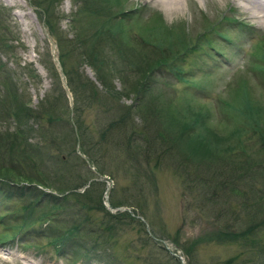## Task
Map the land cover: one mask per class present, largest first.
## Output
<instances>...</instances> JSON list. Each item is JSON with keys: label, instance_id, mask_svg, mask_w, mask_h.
<instances>
[{"label": "rangeland", "instance_id": "rangeland-1", "mask_svg": "<svg viewBox=\"0 0 264 264\" xmlns=\"http://www.w3.org/2000/svg\"><path fill=\"white\" fill-rule=\"evenodd\" d=\"M99 1L0 0V117L4 116L1 113L6 108L3 106L6 102L10 108L24 105L31 114L26 119L22 118V122L15 121V116L13 119H8L7 116L0 118V134L8 135L17 130L22 133L14 148H10L9 141L6 147L3 146L0 149V153L2 152L0 163L2 161L1 165L6 167L5 169L12 170L4 172L7 177L15 179L16 170L23 175L28 174L37 182L35 185L20 182L19 187L37 186L40 191L55 194L53 190L64 192L70 189L71 184L85 183L74 191L71 199L62 204L61 210L68 214L78 210V215L86 214L91 217L87 224L88 230L97 232L93 233L91 241L98 235L99 225L112 227L111 231H107L105 227V230L102 228L101 231L112 233L114 244L94 251L103 256L102 261L96 258L74 256L71 241L67 243L68 248L66 246L59 252L63 242L58 244L59 249H57L58 245H55L53 240L66 230L67 219L60 215H57L55 219L49 218L48 212L52 205L47 204L45 200L39 205L34 204L31 199L34 194H24V197L20 199L19 192L22 193L23 190L19 191V187H14L6 190L10 192L12 198L6 199L0 196V217H3L0 219V239L6 238L5 241H9L0 244V264H188L182 245H186L192 252L191 264H221L241 252L236 243H242L243 238L239 237L237 239L239 242L231 243L229 238L220 234L229 230L231 221L240 225L241 218L244 219L250 213L252 214L254 207L260 204L258 199L264 204L262 201L264 198V146L257 138L258 135L251 132L250 128L246 131L247 126L237 137V129L242 127L246 117L239 111L229 112L227 108L221 109L217 99H227L228 87H234L245 73L248 79L245 87L247 101L256 102L263 111L260 119L252 118L254 121L250 126L262 127L264 73L253 67L257 62L253 55L255 50L253 44L257 40H263L264 24L252 19L249 13L243 11L238 0H181L180 9H174V11L147 0H123L119 3L113 2L109 6V13L95 21L93 17L81 14L85 10L83 6H86V9H93L96 6L98 10L100 7H105V4ZM135 8L144 10L142 17L145 20L156 11L160 14L161 24L171 27L174 34H179L180 28L184 26L188 35L191 36L190 45H195L196 37L208 31V28L214 26L218 30V34L213 32L208 36V41L222 54L212 52L208 56L206 54L208 45L200 43L196 47V52L191 54L192 62L196 61L207 67L204 75H197L196 78L199 81L195 78L191 80L193 83L201 82L198 88L207 94L199 95L194 87L184 86L165 71L155 74L161 84L172 82L174 90L170 91H172L173 102L182 100L181 98H184L187 93V96L196 99L197 105L199 103L207 108L216 122L211 123L213 126L210 124L214 139L210 137L208 141H200L189 137L180 143L170 141L168 143L169 138L164 135L166 140L164 139L163 142L161 139L156 140L155 148L152 149L162 151L173 143L170 152L175 153L177 159L184 157L181 155L183 152L190 156L191 150H197L203 156L208 154V158L198 156V159L191 155L194 159L192 161L200 164V169L197 170L201 174L198 177L203 175L204 179L208 178L205 173H212L214 170L207 169V166L219 164L225 168L223 172L226 175L231 173L233 186L239 185L242 191L254 197L253 200L257 199L255 205L242 197L235 198L232 195L231 199L228 190L231 186L226 183L222 187L216 182L210 186V191L205 188L207 192L204 194V188L193 186L189 180L190 177L179 168L177 169V166L168 158L163 167L161 165L153 169L155 163H151L152 161L147 163L141 155H136L138 153L136 148L140 150L145 144L143 139L140 140L141 146L133 141L134 147L131 149L114 148L99 143L101 134L99 131H102L101 128L109 121V118L102 105H92L88 102L89 98H86L88 91L82 88L86 79L91 80L99 90L102 89V85L96 77L95 68L81 54L84 49L91 48L96 54V59L100 61L98 65L102 71L109 74V81L120 95L119 105H134L135 100L138 99V92L137 87L134 89L136 92H133L131 88L135 87L134 84L145 80L149 70L154 67L153 62L157 56L162 58V53L143 58L140 54L149 53L150 48L143 47L137 39L142 36V28L130 29L125 33L128 43L125 49L134 60L130 65L133 69L128 73L126 72L129 68L128 64L117 57L115 45L119 41L113 42L105 33L99 42L91 43L90 39L101 20L108 17L116 20L119 17L124 19L127 16L123 17V13L125 15V12L129 13ZM126 22L131 23L129 20ZM80 29L85 30L82 32L79 31ZM81 33L87 39L84 48L82 46L79 48V45L75 44V37ZM53 45L59 62L61 53L65 67L70 71L71 88L74 90L73 93L71 92V97L73 104L77 101L79 106V117L86 130L85 140H80L79 136L78 139L76 138L71 125L74 118L73 108L69 105L61 82L59 87L55 86L48 73L47 68L50 64L57 72L52 56ZM142 59L151 60L143 62ZM119 71H124V78L120 77ZM149 78H152V74ZM161 90L163 89L157 91L162 94L164 91ZM233 90L235 91V88ZM234 91L229 94L239 100L241 97ZM167 93L162 95L166 98ZM157 98L146 95L142 100H138L142 108L141 116H145V112L153 114L158 108L166 107L162 98L160 105L155 104ZM196 111L195 105L183 109V114L187 112L185 119L193 118ZM51 118L55 120L50 121ZM140 124V117L134 115L129 125L126 122L127 133L132 132L131 129ZM161 127L168 133V128L170 130L172 128L164 120L161 122ZM174 127L177 128L178 125ZM169 135L171 136L170 133ZM11 136H6L5 139L9 140ZM215 139L219 142L216 143ZM226 144L233 147V151L229 153L231 157L227 160L225 154L217 152L221 151ZM185 149L190 150L185 151ZM210 151L213 152H211L212 156ZM221 157L225 159L222 160ZM226 162L230 165L226 166ZM196 168L192 169L190 174H194ZM97 169L101 170L100 175ZM98 175H102L101 178ZM239 176H242L240 180ZM191 177L194 178V176ZM3 180L4 178H0V181ZM222 180L228 179L223 177ZM135 181L137 183H134ZM91 183L99 185L91 186ZM107 188H111L108 191L109 205L114 208L113 201L115 206H121L122 209L129 211L111 212L104 207L106 203L104 193ZM113 188L115 192L112 195ZM88 190H91L89 192L91 202L83 199L78 201L75 198L79 194H86ZM63 195H68V192ZM130 197L132 200L129 199ZM138 197L140 198L135 200ZM125 201L130 202V208L126 206ZM101 203L111 215L128 214L135 221L121 220L123 218H119L116 223L110 221L100 211ZM28 205L31 209L27 210L25 206ZM260 208L262 211V207ZM30 210H33V215H29L30 218L25 222L26 224L21 225L23 228L17 231L11 225L4 227L3 223L20 222L21 215H28ZM6 213L11 216H5ZM138 217L143 218L145 223ZM48 218L50 223L47 222ZM257 230L260 232L259 235L264 237V228L259 227ZM12 237L14 239L10 241ZM88 248L92 247L89 245ZM243 258L245 255L237 259L234 264H239Z\"/></svg>", "mask_w": 264, "mask_h": 264}, {"label": "trees", "instance_id": "trees-1", "mask_svg": "<svg viewBox=\"0 0 264 264\" xmlns=\"http://www.w3.org/2000/svg\"><path fill=\"white\" fill-rule=\"evenodd\" d=\"M119 1H123V0H103V1L100 0L99 2H103L105 4V7L102 8L99 6L100 9L98 10L96 6H94L93 9H89V8L86 9V6H83L85 10H83L81 14L85 15L86 17L87 16L91 18L93 17V20L95 21L99 17L107 15V13H109L108 11L109 6H111L113 2L119 3ZM101 10H103L104 12H102ZM143 11H141L138 8H135V9H131L129 13L125 12V15L123 13L122 15L123 17L127 16L124 19L119 17V19L116 20V19H112V17L111 18L108 17L106 19L101 20L97 29L95 30L93 37L90 39L91 43L99 42L100 40H102L101 38L105 33L108 37L111 38L113 42L119 41V43L117 42L115 45L117 49V57L120 61H124L125 63L128 64L129 68L126 70V72L128 73L131 69H133L132 67H130V65L131 63H133L134 60L132 58V55L129 54L128 51L125 49V45L128 44L125 33L129 32L130 29L131 30L136 29L137 27L142 28V32H141L142 36L137 39H139L143 47L150 48L149 53L142 52V54H140L143 58H145L144 56H148V55L152 56L155 53H162L161 55L162 58H158L157 56V59L155 60V62H153L152 65H154V67L151 70H149V73H147L145 80L140 83L138 82L134 84L135 87L131 88V90H133L134 92L135 91L134 89L137 87V92H138L137 95L138 99L135 100L134 105L131 106L119 105L118 97L120 95L118 94V92L115 91L113 85L109 81V74H107V72H105L104 70L102 71V68L98 65L100 61L96 59L95 56L96 54L91 48L84 49L81 54V56H83L87 60V62L95 68L96 77L99 80L100 84L102 85V89L99 90L91 80L86 79V82L82 84V88H85L88 91L86 98H89L88 102L91 103L92 105L93 104L102 105V108H105L106 110L105 112L107 113V116L109 118V121L105 125H103V128H101L102 131H99V133H101L99 137V143H103L107 146H112L114 148L131 149L134 147L132 145L133 141L141 146L140 140L143 139L145 144L141 146L140 150L136 148L137 149L136 151L138 152L136 155L139 156L141 155V157H143L147 163H150L151 161H152L151 163H155L153 169L159 168L161 165L163 167L164 163L168 158L169 161L172 160L174 165L177 166V169L179 168V170H182V172L185 175L190 177L189 180L193 184V186L204 188L203 189L204 194H206L207 192L205 188H207V190L210 191L209 188L210 186H213L214 183L217 182V184L221 185L222 187L223 184L226 183V185L231 186V187L228 186L229 195L231 199H232V195L235 198L242 197L244 200H247L252 205H255L257 199L253 200L254 197H251V195H249V193H247L246 191H242V189L239 188V185L237 187L233 186L232 184L233 177H231V173H227L226 175L223 172L225 168L221 167L219 164L212 165V167L207 166V169L212 170L213 168V170L215 171V172L213 171L212 173H205L208 176V178L204 179L203 175L198 177V175L201 174V172L197 170L200 169V164L197 161H192L194 159L191 158V155L195 156V159H198L199 158L198 156H201L202 158H208L209 157L208 154L206 156H203L197 150H191L192 153L190 156L187 153L183 152L181 155H184V157H182L181 159H177V157H175L176 154L175 153L172 154L170 152L171 144H173L174 142L180 143L181 141H184L186 138L189 137H194L196 140H200V141H208V138L210 137L214 139L213 137L214 135L211 132L212 129L210 128V124L211 123L215 124L216 122L213 115L207 111V108H205L202 105H199V103L197 105V102L195 101L196 99L191 96L190 97L187 96V93H185L184 98H181L182 100L173 102L172 91H170V90H174V88L172 87V82L169 81L161 84L158 81L157 77H155V74L158 73L160 74L162 71H165L169 76L174 77L176 80L180 81V83L183 84L184 86L188 88L194 87L195 90L199 92V95L207 94L199 90L198 87L200 86L201 82L193 83L191 81L193 78L197 80L196 77L198 74L204 75V70L207 68L203 64L196 63V61L192 62L191 54L193 55L196 52V47L197 45L199 46V43L203 45H208V52L206 53L208 56H210L212 52L213 53L216 52L217 54H222L219 50H217L213 46V44H211V42L208 41V36L213 32L218 34V30H216L214 26L208 28L209 29L208 31H204L198 37H196L195 45H190L191 36L188 35V32L187 30H185L184 26L183 28H180L179 34H174V32H172L174 30L171 27L161 24V17L159 16L160 15L159 13H157L156 11L152 12V14L148 16L147 20H145L142 17ZM101 13L103 15H100ZM126 20H129L131 23L128 24ZM84 30L85 29H80L79 31L83 32ZM83 38H84L83 33L75 37L76 39L75 44H78L79 48H81V46L84 48V45L87 42V39L86 38L83 39ZM253 45L255 47L254 48L255 50H253L254 58L257 60V62H261V63L255 62L253 67L262 70V72L264 73V38L262 41L257 40L256 42H254ZM188 59H190V61H188ZM142 60H144L143 62H146L151 59H147L146 61L145 59ZM60 63L67 81V86L70 92L73 93L74 90L73 88H71L72 81H71L70 71H68L67 68L65 67V61L61 53H60ZM149 65H151V63ZM47 70L50 77L53 79L54 82L53 84L59 87L60 81H59L58 73L55 71V69L51 64L49 65V68H47ZM119 74L121 75V76L119 75L120 77L124 78L125 76L124 71L123 72L119 71ZM150 74H152V78H149ZM247 84H248V79L245 76V73H243L242 76L238 79L235 86L228 87L229 89H227L229 90V93H231V91H234L233 89L235 88L234 92H236L241 98L239 100H236L235 98L232 97V94L230 95L228 92H226L227 96L229 95V97L227 99L218 98L217 104H219V107L221 105V109L227 108L229 112L231 110L239 111L242 115H244V117H246L245 121L242 123L243 124L242 127L237 129L238 130V132H236L238 134L237 137L240 136V133L241 134L243 133L244 128L247 126L246 131H248L247 128H250L251 132L258 135L257 138H259L260 142L262 143V146H264V122L263 123L261 122L262 127L260 125L250 126L251 123L254 121L252 118L257 117V119H260L262 115L261 113H263V111L261 107L256 104V102L253 103L247 101V97L245 96V87ZM159 85L160 87H164V88L158 87ZM160 89H163L161 91H164L162 94L168 92L166 94L167 96L166 98L164 95H162L160 92L157 91ZM146 95L158 97L155 101V104L157 105L158 104L160 105L161 103L160 100L162 98L164 100V104L166 107H163L164 109L158 108V110L153 114H151V112H145V116H141L140 112L142 111V108L141 105L138 103L139 102L138 100L139 99L142 100ZM13 102H16V100H13ZM194 105L196 106L197 109L194 117L186 120L185 118L187 112L183 114V109L192 107ZM3 106H6L4 111L1 113L4 115L3 116L4 118L5 116H7L8 119L10 118L13 119V117L15 116L16 117V118L14 117L15 121L17 120L22 122L21 120L22 118L26 119L27 117L31 116L29 109H27L24 105L10 108L6 102V105L3 104ZM72 108H73L72 113L74 118H73V122H71L72 123L71 125L74 128L76 138L78 139L79 136L80 140H85L86 130L83 126V123L81 122L82 121L81 118L79 117L80 110H79V106H77V101L74 102ZM134 115L140 117L141 124L136 128H132L131 129L132 132L127 133L126 122L127 125H129V121L133 119ZM53 120L55 119L53 118L50 119V121ZM162 120L168 122L172 126L171 130L168 128V131L171 134V136L161 127ZM213 124L211 125L213 126ZM174 125H178V127L176 128L174 127ZM70 132L72 133L71 129ZM195 134H197V136ZM10 135L12 136L9 138V140H6L5 137ZM21 135H22L21 131L19 132L18 130L8 135L0 134V149L3 146L6 147L5 145L8 144L9 141L11 143L9 145L10 148H14L17 139L21 137ZM164 135L167 138H169L168 143L169 141L173 143H171L170 146L162 150L163 152L160 150V148H159L160 151H157L155 149L153 150L152 148H155L156 140L161 139V142H163L164 139L166 140ZM12 138L13 140H10ZM123 141L126 143H122ZM215 142L217 143L219 141L216 140ZM232 148L233 147L230 146V144H226L224 147L221 148V151H217V152H220L221 154H225L227 160L229 159V157H231L229 153L233 151ZM189 150L185 149V151H189ZM211 152L212 151H210V155L212 156L213 152L212 153ZM1 155L2 152L0 153V157H2ZM214 155L219 156V154H214ZM225 157L223 158L221 157L222 160L225 159ZM1 163H0V178H4L3 181H0L1 197H5L6 199L12 198L10 192L7 191L10 190L11 188L19 187L18 184L20 185V182L33 184V185L37 183L34 179L31 178V176H28V174L23 175L22 173H19L16 170L15 172L17 173L16 174L17 177L15 179L14 178L11 179L10 177H7L4 174V172H9L11 169L9 168L5 169L6 167H3ZM225 165L229 166L230 164L226 162ZM194 167L195 168L197 167L195 173L190 174L191 170L195 169ZM97 170H99L98 174L100 175L101 170L100 169ZM88 172L91 173V171L89 170ZM191 176H194V178ZM223 177L225 178L227 177L228 180L221 181ZM241 178L242 176H239L238 179L240 180ZM16 179H19L20 181H17ZM134 183L137 182L135 181ZM83 185H85V183L71 184L70 189H68L67 191L65 190L64 192L57 189L56 190L52 189L55 194H52L53 192L45 193L43 191H40L37 189V186H33L32 188H29L28 186L27 187L20 186L19 191L21 190L23 191L22 193L19 192V198L21 199L22 197H24V194H34L33 197L31 198L34 204L39 205L41 201L45 200L47 204L49 203L50 205H52L51 210L48 212L49 218L55 219L57 215H60L67 219L66 230H64L62 234H60L57 238L53 240V243L55 245H58L61 242H63L60 246L59 252L63 251L64 248H66V246L68 248L67 243L68 241H71V248H73L74 251L73 253H75L74 256L76 257L84 256L85 258H96L97 260L102 261L103 256L94 253V251H96V249L100 247L107 248L109 245L114 244L113 234L109 232L106 233L105 231H101L102 228L104 227L106 228L107 231H111L113 228L99 225L98 235L93 241H91L90 239L94 235L93 233L95 234L97 233L96 231L93 232L88 230L87 224L90 222L91 217L86 214L78 215V210L73 211L70 214L61 210L62 204L64 202H67L69 199H71L72 195H74L73 193H75L74 191ZM92 185L94 186L99 184L91 183V186ZM38 186L41 187V185ZM114 190L115 188L111 190L112 195L115 192ZM66 192H68V195L64 196L63 194H65ZM89 192H91V190H88L86 194L85 193L79 194L77 195V197L75 196V198L78 201H80V199H83L85 201L91 202V198H90L91 195ZM140 197H138L135 200H138ZM205 197H207V195H205ZM133 198L134 197L132 196V199ZM129 199L132 200L131 197ZM74 201L78 203L76 200ZM258 201L260 202V204L254 207L253 213L252 214L250 213V215H248L244 219L241 218L239 220V222H241L240 225H238V223L235 221H231L232 224H230L229 230L220 234L229 238L231 240V243L239 242L237 240L239 237L243 238L241 240L242 243H236L238 247L241 249V252H239L235 257H231L227 261L221 264H234L236 263L237 259L242 258L243 255H245V258H243L239 262V264H264V237L260 236L259 235L260 232L259 230H257L259 229V227L264 228V204L261 203L260 199H258ZM262 201H264V198L262 199ZM124 203L128 208L131 207L129 201H125ZM112 205L114 208L121 207V206H115L113 201H112ZM103 206L104 205L101 203L100 211H102L110 221L116 223L117 221H119V218H123L121 220L128 219L129 222L135 221L128 214L117 213L116 215H111L109 212L105 210ZM259 206L262 207V211ZM30 207H31L30 205L25 206L27 210L31 209ZM87 209H89V207H87ZM32 212L33 210H30L28 212V215L25 214L21 215L22 220L20 222H12L10 224L3 223L5 225L4 227L6 226L9 227L11 225V227L14 230L18 231V229L23 228V226L21 225L26 224L25 222L28 220V218H30V216L33 215ZM5 216H11V215L6 213ZM82 216H84V218ZM2 218L3 217H0V219ZM49 218L47 219L48 223H50ZM137 223L142 226L140 222L137 221ZM89 227H91V225H89ZM77 234H79V237H77ZM13 239L14 238L12 237L10 241ZM5 240L7 239L6 238L0 239V244H5L6 242H9ZM89 245L92 248H88ZM182 247H183V252L186 255L187 263L191 264L192 259H190V256H192V252L190 251V248H187L186 245H182ZM57 249H59V245L57 246Z\"/></svg>", "mask_w": 264, "mask_h": 264}, {"label": "bare ground", "instance_id": "bare-ground-1", "mask_svg": "<svg viewBox=\"0 0 264 264\" xmlns=\"http://www.w3.org/2000/svg\"><path fill=\"white\" fill-rule=\"evenodd\" d=\"M146 1V0H145ZM166 7L167 10H178L181 7V0H147ZM241 9L249 13L252 19L264 24V0H238ZM180 11V10H179ZM171 13V12H170Z\"/></svg>", "mask_w": 264, "mask_h": 264}, {"label": "water", "instance_id": "water-1", "mask_svg": "<svg viewBox=\"0 0 264 264\" xmlns=\"http://www.w3.org/2000/svg\"><path fill=\"white\" fill-rule=\"evenodd\" d=\"M56 49L54 47V45L52 46V56H53V59L56 63V66H57V72H58V75H59V78H60V81H61V84H62V87L64 89V92L66 93V96L68 98V101H69V105L70 107L72 108L73 106V100H72V97H71V93L69 92V89L67 87V84H66V80H65V76L63 74V71L61 69V66H60V63H59V60L58 58L56 57ZM111 211L115 212V211H126L127 209H121V208H118L116 210H112L111 208H109Z\"/></svg>", "mask_w": 264, "mask_h": 264}]
</instances>
